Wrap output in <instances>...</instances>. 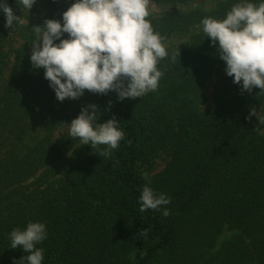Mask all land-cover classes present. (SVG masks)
<instances>
[{
	"label": "trees",
	"instance_id": "1",
	"mask_svg": "<svg viewBox=\"0 0 264 264\" xmlns=\"http://www.w3.org/2000/svg\"><path fill=\"white\" fill-rule=\"evenodd\" d=\"M6 2L24 19L20 0ZM244 2L258 6L264 0H224L210 10H174L147 19L163 37L186 34L203 26L202 19L222 20ZM5 23L0 10L2 264H28L20 258L29 253L10 248V233L30 222L46 226V239L36 245L44 249L42 264H264V93L257 87L242 92V81L235 84L229 76L233 92L217 91L212 106H201L203 83L226 74L218 41L213 46L203 29L191 33L183 49L159 61L157 90L139 98L85 90L61 102L45 69L31 63V30L22 33L23 25ZM12 38L25 44L14 47ZM92 104L99 110L97 123L114 117L125 134L107 158L99 156L106 145L95 151L69 135L72 120ZM44 118L49 124L42 134L23 142ZM60 126L68 131L54 136ZM157 158L165 162L159 171ZM146 184L171 203L141 213ZM143 229L149 230L147 238L139 235ZM226 230L232 233L221 239Z\"/></svg>",
	"mask_w": 264,
	"mask_h": 264
},
{
	"label": "clouds",
	"instance_id": "2",
	"mask_svg": "<svg viewBox=\"0 0 264 264\" xmlns=\"http://www.w3.org/2000/svg\"><path fill=\"white\" fill-rule=\"evenodd\" d=\"M36 0H20L28 11ZM151 0H76L63 13V24L48 19L43 26L33 27L37 41L30 57L34 68L45 69V79L55 91L56 98L75 100L85 90L107 95L118 94L119 100L139 98L156 91L163 75L157 67L168 56L164 37L155 32L149 19ZM6 16V28L23 25L21 16L15 15L7 4L0 3ZM203 32L212 45L219 43L218 53L226 62V74L241 84L242 92L253 87L264 93V2L258 6L244 2L233 5L226 18L206 17L201 21ZM64 33L67 39H61ZM59 40V43L54 41ZM175 56H173V60ZM111 106V101L109 102ZM99 112L95 104L81 109L70 124L69 135L79 138L83 145L91 144L96 151L99 145L107 147L99 156L110 157L125 134L118 129L113 117L97 123ZM253 115V113H252ZM143 178L150 183L147 172ZM171 203V197L155 191L146 184L140 195L141 213L148 209L159 211ZM171 214L166 207L162 215ZM148 229L139 235L147 238ZM46 226L30 222L25 230L14 228L10 233L11 247H21L29 253L28 264H42L44 249L36 245L46 239Z\"/></svg>",
	"mask_w": 264,
	"mask_h": 264
},
{
	"label": "rangeland",
	"instance_id": "3",
	"mask_svg": "<svg viewBox=\"0 0 264 264\" xmlns=\"http://www.w3.org/2000/svg\"><path fill=\"white\" fill-rule=\"evenodd\" d=\"M224 0H193L186 3H175V4H160L155 2H150L149 10L153 15L159 14H169L174 10L188 11L194 8H199L202 10H210L214 8L217 4ZM71 6L68 0H36L32 8L26 13L24 17L23 31L27 29L31 30L32 36L27 38V49L33 51V43L37 41L36 33L33 30L35 26H43L45 20L52 19L60 21L63 24V13ZM27 27V28H26ZM203 29V26L196 27L190 32L184 33H170L164 36L163 43L166 45L167 51H180L184 48L188 42L191 33ZM68 34L64 33L61 39H67ZM12 45L14 47H19L25 43L20 38H12ZM54 43H59V40L54 41ZM230 78L226 74H213L208 80H206L201 88L204 99L201 103L203 108H208L212 106L216 100V93L218 91L220 96H225V89H228V93H232V87L230 83ZM219 96V97H220ZM49 121L44 118L43 123H36L31 131L23 138V142L31 144L36 138H38L42 132L48 127ZM68 131V128L60 126L54 131V136L63 135ZM164 160L157 158L155 161V171H159L164 166ZM232 232L224 231L221 235V239L228 237ZM0 264H2L0 262Z\"/></svg>",
	"mask_w": 264,
	"mask_h": 264
}]
</instances>
